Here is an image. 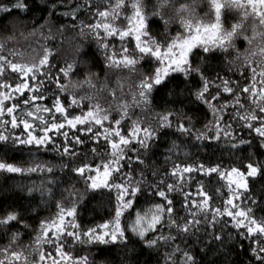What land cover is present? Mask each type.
Segmentation results:
<instances>
[{"label": "snow or ice", "instance_id": "snow-or-ice-1", "mask_svg": "<svg viewBox=\"0 0 264 264\" xmlns=\"http://www.w3.org/2000/svg\"><path fill=\"white\" fill-rule=\"evenodd\" d=\"M35 11L31 58L0 37V175H37L15 185L27 205H0V264H139L137 246L156 264H264V0H0ZM72 30L61 66L50 41ZM222 139L234 163L193 158ZM97 195L108 214L85 224Z\"/></svg>", "mask_w": 264, "mask_h": 264}, {"label": "trees", "instance_id": "trees-1", "mask_svg": "<svg viewBox=\"0 0 264 264\" xmlns=\"http://www.w3.org/2000/svg\"><path fill=\"white\" fill-rule=\"evenodd\" d=\"M206 10L205 6L201 4L200 9ZM42 13L40 11H35L34 13H29L27 16H21L17 18L16 13L13 12L12 16H7L4 13H0V37L14 35L16 37L15 41L9 43V47L15 48L18 52L24 54L25 59L31 58V56L35 55L33 49L39 50L40 44L44 43V41L40 38L37 33L35 36H29V32L33 29V27L38 26L39 23H43ZM70 18H63L64 21L68 22ZM33 21H36L34 24ZM61 39H63L64 43L60 51V65L63 66L64 60L71 61L74 57H76L75 52V44L80 42V38L76 36V31H68L65 33L63 38H57L56 41H50V43L60 44ZM85 48L88 51L89 55H95L97 60H102L99 52L96 49V45L94 43H89L84 41ZM220 69L217 68V71ZM93 71H99V68H93ZM82 78V77H81ZM161 99L159 100V104L163 105L165 101L168 99L167 97L161 94ZM185 104H188V101L185 100ZM188 107L192 110L197 108V105L189 104ZM199 126V125H198ZM244 133H238L241 135ZM196 145H200L199 149L195 146L189 145L190 151L194 154L193 158L200 157L202 160H211L223 163V166L227 167L229 164L234 163V158L232 156V151H230V145L226 143L225 140L217 141H208L206 142L209 147H204L203 142H194ZM168 142L165 140H161L158 142V146L154 149V158L158 163L163 164L164 157L169 155L165 151L168 147ZM254 151H264L256 149L255 144L253 145ZM8 155L12 159L21 158V152L19 150L9 151ZM26 158L27 152L26 150L23 153ZM50 158V157H49ZM257 158H260L259 156ZM30 180H37V175L33 174L31 177L21 176V174H2L0 175V205L10 206V205H27L26 194L20 192L15 188L17 183H29ZM101 199L99 195L95 198L88 199L80 208V216L83 219L85 224L93 223V222H101L102 218L106 217L108 214V209L106 207H102L98 204V201ZM46 212H42L41 215H46ZM35 223V220L32 221ZM28 237H24V243H27ZM6 239L0 238V245L5 244ZM247 243V241H245ZM141 246H137V258L139 260V264H156V257L153 254H150L147 249L141 252ZM122 256V253L114 252L110 259L117 261L118 257ZM98 259H103V257H97ZM207 259L209 260H217L218 264L220 261H223L224 257L217 255L214 256L211 253L208 254Z\"/></svg>", "mask_w": 264, "mask_h": 264}]
</instances>
